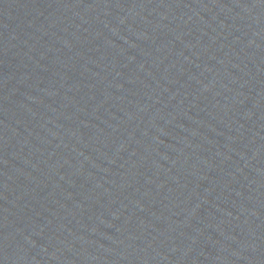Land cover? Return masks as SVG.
<instances>
[{"label": "water", "instance_id": "water-1", "mask_svg": "<svg viewBox=\"0 0 264 264\" xmlns=\"http://www.w3.org/2000/svg\"><path fill=\"white\" fill-rule=\"evenodd\" d=\"M0 264H264V0H0Z\"/></svg>", "mask_w": 264, "mask_h": 264}]
</instances>
